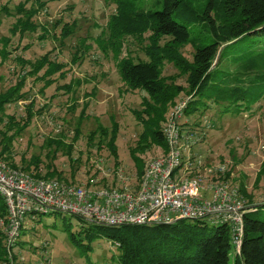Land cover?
Masks as SVG:
<instances>
[{
    "label": "rangeland",
    "instance_id": "rangeland-1",
    "mask_svg": "<svg viewBox=\"0 0 264 264\" xmlns=\"http://www.w3.org/2000/svg\"><path fill=\"white\" fill-rule=\"evenodd\" d=\"M131 1L136 9H161L164 4V0ZM116 10L113 0H0V36L10 35V27L16 18L35 25L25 31L23 39H19V33L12 37L5 59L4 42L0 39V92L14 85L22 74L30 72L28 62L43 54L48 53V71L59 66L50 74L54 82L45 89L42 88L44 81L27 76L23 89L27 96L8 104L0 114L1 167L6 165L16 171L15 174L41 178L50 162L70 182L96 191L116 190L138 195L147 162L167 154L169 145L143 143L138 139L142 125L134 111L143 107L141 102L145 92L131 90L125 84L119 65L124 58L135 62L147 60L145 47L149 40L146 35L126 34L118 41L120 48L116 51L111 44L116 40L109 38V21ZM197 34L195 29L194 35ZM168 39L162 37L158 41L163 44ZM194 50L191 43L179 47L180 53L188 59H192ZM58 63L65 66L62 68ZM222 63L228 65L229 71L250 77L252 82H264V77L256 76L264 73V37L246 35L230 44L225 49ZM161 76L172 86L182 87L168 103L161 124L165 128L172 110L187 102L191 93L187 74H181L172 61L164 60ZM30 102L34 103V112L28 114ZM86 102V116L82 118ZM9 114L18 121H9ZM24 123L27 126H23V131L14 134ZM179 123L184 133L193 130L199 136L194 152L205 161L204 167L188 172L187 176L198 178L207 186L224 181L220 184L237 187L239 194L235 193L236 189L234 194L249 205H257L264 217V205H261L264 203V99L251 111L221 114L213 108L197 119L183 115ZM101 124L108 128L109 135L113 126H117V155L109 149L107 141L99 144L98 137L88 138L90 131ZM77 128L81 132L78 136L75 135ZM62 141L63 148L55 153V143L59 145ZM6 147L12 149L13 161L8 160ZM33 158L38 160V166H28ZM223 167L222 172L209 171ZM35 214V219L32 214L25 219L19 238L23 243L16 245V253L13 251L16 264L113 262L108 263V255H112L113 249L107 239L94 240L87 252L72 241V233L78 234L84 228L78 216L64 211ZM4 219L5 216L0 217L2 230ZM203 220L213 224L209 217ZM231 253H234V247Z\"/></svg>",
    "mask_w": 264,
    "mask_h": 264
},
{
    "label": "trees",
    "instance_id": "trees-1",
    "mask_svg": "<svg viewBox=\"0 0 264 264\" xmlns=\"http://www.w3.org/2000/svg\"><path fill=\"white\" fill-rule=\"evenodd\" d=\"M113 1L117 10L109 21V38L110 41L116 40L111 43L114 44V49L117 51L120 48L118 41H122V36L126 34L136 37L146 35L149 40L145 47L147 60L135 62L124 58L119 65L125 84L131 90L145 92L141 102L143 107L134 111V116L142 125L139 141L166 144L161 124L165 120L168 103L182 87L172 86L161 76L164 60L172 61L181 74H187L191 97L184 107L185 116L197 119L213 108L221 114L251 111L258 101L264 99V82H252L250 77L235 74L229 71L227 64L222 63L225 49L230 44L246 35L264 37V0H164L163 8L154 10L136 9L131 0ZM33 28L34 24L16 18L10 27V35L0 36L4 42L3 59L9 55L8 46L12 37L19 33L21 40L25 31ZM195 29L197 35H194ZM162 37L169 39L160 44L158 40ZM187 43H191L195 49L192 59L179 51V47ZM28 63L31 65L30 72L22 74L14 85L0 92V114L8 104L27 96V92L23 90L27 76H36V79L44 81L43 89L54 82L50 74L59 66L53 67L52 72L48 71V53ZM58 65H62V68L65 66L64 63ZM44 68L45 72L39 74ZM256 76L262 78L264 73ZM33 104L29 103L28 114L34 112ZM87 107L88 102L81 112L82 118L86 116ZM7 116L11 122L18 121L14 115ZM23 126H27V123L13 133L18 135L23 131ZM106 129L108 128L101 124L90 131L88 138L98 137L99 144L107 141L109 149L116 154L117 126H113L111 135ZM80 133L77 128L75 135ZM55 144L53 151L56 153L63 148L64 142ZM68 147L72 149V145ZM4 150L8 153V160L13 161L12 149L6 147ZM34 158L40 162L38 157ZM34 158L28 166H38V160ZM40 177H57L69 182L50 162L47 164V171ZM56 211L59 210L30 211L28 214H32L35 219V213ZM6 213V205L0 196V217L6 216ZM79 219L84 228L78 234L72 233V241L87 252L92 248L94 240L107 239L113 249L112 255H108V263L112 260L117 264H264V217L257 205H249L244 214V234L240 250H234V253H231L233 244L226 222L213 221L209 225L203 218H179L159 223L101 224ZM83 238L87 240L86 243ZM21 243L23 241L19 239L16 245L20 246ZM16 245L9 246L4 230L0 229V264H13L12 261L16 264V256L13 254L18 249ZM87 264L93 263L88 260Z\"/></svg>",
    "mask_w": 264,
    "mask_h": 264
},
{
    "label": "built area",
    "instance_id": "built-area-1",
    "mask_svg": "<svg viewBox=\"0 0 264 264\" xmlns=\"http://www.w3.org/2000/svg\"><path fill=\"white\" fill-rule=\"evenodd\" d=\"M185 105L186 102L172 110L170 121L163 128L169 150L147 162L137 196L116 190L96 191L57 178H33L0 166V196L7 209L3 221L7 244L16 245L30 211L59 210L101 224L209 217L228 224L234 250L239 251L249 204L234 194V189L239 194L237 187L220 184L224 181L207 186L198 178L187 176L204 167L205 161L194 152L199 136L193 130H181L179 122ZM216 169L209 171L222 172L224 167Z\"/></svg>",
    "mask_w": 264,
    "mask_h": 264
},
{
    "label": "water",
    "instance_id": "water-1",
    "mask_svg": "<svg viewBox=\"0 0 264 264\" xmlns=\"http://www.w3.org/2000/svg\"><path fill=\"white\" fill-rule=\"evenodd\" d=\"M175 220H177V219H175Z\"/></svg>",
    "mask_w": 264,
    "mask_h": 264
}]
</instances>
